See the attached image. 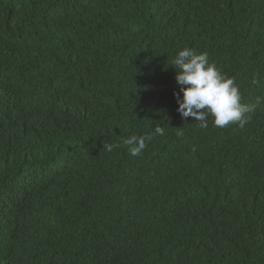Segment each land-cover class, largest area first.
Returning <instances> with one entry per match:
<instances>
[{
	"label": "trees",
	"instance_id": "trees-1",
	"mask_svg": "<svg viewBox=\"0 0 264 264\" xmlns=\"http://www.w3.org/2000/svg\"><path fill=\"white\" fill-rule=\"evenodd\" d=\"M184 48L244 127L178 113ZM0 264H264V0H0Z\"/></svg>",
	"mask_w": 264,
	"mask_h": 264
},
{
	"label": "clouds",
	"instance_id": "clouds-1",
	"mask_svg": "<svg viewBox=\"0 0 264 264\" xmlns=\"http://www.w3.org/2000/svg\"><path fill=\"white\" fill-rule=\"evenodd\" d=\"M176 69L175 81L180 86L177 96L178 113L183 118H194L201 127H207V118L212 117V124L224 128L230 123L241 128L250 119L253 105L241 103V92L235 79L221 74L214 64H210L206 53H197L191 48L179 50L172 61ZM157 134L163 129L155 128ZM151 136H132L125 140L131 156H139L145 148V141ZM112 151L119 145L106 146Z\"/></svg>",
	"mask_w": 264,
	"mask_h": 264
}]
</instances>
